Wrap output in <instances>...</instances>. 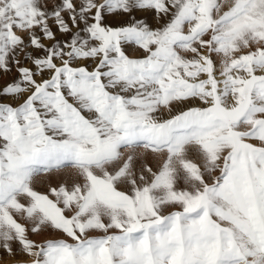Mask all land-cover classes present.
I'll return each instance as SVG.
<instances>
[{
    "label": "snow or ice",
    "instance_id": "snow-or-ice-1",
    "mask_svg": "<svg viewBox=\"0 0 264 264\" xmlns=\"http://www.w3.org/2000/svg\"><path fill=\"white\" fill-rule=\"evenodd\" d=\"M3 257L264 264V0H0Z\"/></svg>",
    "mask_w": 264,
    "mask_h": 264
},
{
    "label": "rangeland",
    "instance_id": "rangeland-1",
    "mask_svg": "<svg viewBox=\"0 0 264 264\" xmlns=\"http://www.w3.org/2000/svg\"><path fill=\"white\" fill-rule=\"evenodd\" d=\"M126 51H127V53L129 54V55H139L140 53H138V52H133L132 51V49L131 48H128V49H126ZM142 151V150H141ZM41 179H43V178H41ZM56 181H55V178H53L52 179V183H55ZM36 188H37V190H39V191H46L47 190V182H40V180H38L36 183H35V185H34ZM42 237H33V239H41ZM0 264H12V261H11V259L10 258H8V257H3V258H0Z\"/></svg>",
    "mask_w": 264,
    "mask_h": 264
}]
</instances>
